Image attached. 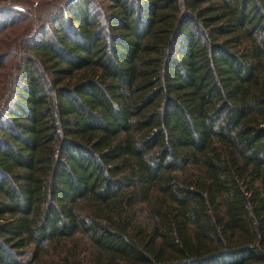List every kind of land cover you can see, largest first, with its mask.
Listing matches in <instances>:
<instances>
[{"label":"trees","instance_id":"trees-1","mask_svg":"<svg viewBox=\"0 0 264 264\" xmlns=\"http://www.w3.org/2000/svg\"><path fill=\"white\" fill-rule=\"evenodd\" d=\"M45 5L0 80V264H264V0Z\"/></svg>","mask_w":264,"mask_h":264},{"label":"rangeland","instance_id":"rangeland-1","mask_svg":"<svg viewBox=\"0 0 264 264\" xmlns=\"http://www.w3.org/2000/svg\"><path fill=\"white\" fill-rule=\"evenodd\" d=\"M17 3L11 5L12 9L7 13L4 19L0 16V23L2 22H12L14 26L11 29H4L5 35L0 36V61L4 64V69L0 70V80L9 77L10 73L13 72L14 68L17 66L19 61V54L21 51L18 46L21 45L19 37L22 36L26 41H32V34L29 30H25L24 21H22L19 10L25 11L30 10V8L37 7L39 4V10L34 12V15L42 14L44 12L45 4L48 0H16ZM0 31V32H2ZM1 35V34H0ZM20 39V40H22Z\"/></svg>","mask_w":264,"mask_h":264}]
</instances>
